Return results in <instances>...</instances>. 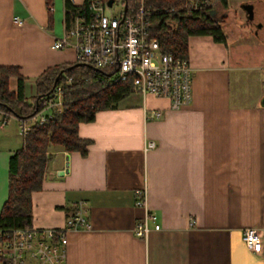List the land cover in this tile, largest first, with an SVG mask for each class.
Returning <instances> with one entry per match:
<instances>
[{"label": "crops", "instance_id": "obj_1", "mask_svg": "<svg viewBox=\"0 0 264 264\" xmlns=\"http://www.w3.org/2000/svg\"><path fill=\"white\" fill-rule=\"evenodd\" d=\"M257 3V28H263L264 0ZM63 5L52 0L47 9L43 0H0V66L17 67L27 102L43 69L74 62L72 48L50 47L61 34ZM225 14L223 42L187 37L188 105L172 110L163 98L133 91L115 108L77 124V136L89 141L84 156L49 147L41 187L30 194L31 225L59 228L78 204L89 224L66 231L64 264H264V75L261 82L255 78L257 70L264 73V60H257L264 58V34L251 49L245 33L238 40L227 7ZM225 30L236 45L227 42ZM8 87L15 89V78ZM152 109L161 116L145 119L144 110ZM6 114L0 126V207L7 160L23 136L20 118ZM9 118L11 131L4 130ZM147 141L153 143L149 149ZM139 188L144 207L134 203ZM146 212L158 229L137 237L132 228ZM247 227L258 233V252L241 241Z\"/></svg>", "mask_w": 264, "mask_h": 264}, {"label": "built area", "instance_id": "obj_2", "mask_svg": "<svg viewBox=\"0 0 264 264\" xmlns=\"http://www.w3.org/2000/svg\"><path fill=\"white\" fill-rule=\"evenodd\" d=\"M106 1L89 0L86 15L74 11L64 16L61 34L51 42L50 47L72 48L75 62L95 68H111L113 80H130L132 92L142 97L163 98L169 109L177 110L188 105L191 97L190 66L187 59L163 52L156 38L149 36L144 0H131L132 4L128 6L124 0H117L114 9V0L110 5ZM208 2L189 0L188 3L196 8ZM13 21L21 25V21ZM59 91L60 86L54 83L39 109L29 117L20 118L23 134L33 123L43 124L60 111L62 99ZM6 116L0 110V126ZM143 116L145 119H157L161 112L144 110ZM152 146L153 143L147 141L144 148ZM134 195L135 205L144 207V188L135 189ZM154 219L153 214L146 212L142 221L134 224V235L143 238L150 229H158ZM148 220L152 226L148 225ZM88 227L85 210L80 204L66 216L59 228H41L31 224L28 227H0V264H64L66 231ZM240 238L249 251L258 252L261 249L255 229H242Z\"/></svg>", "mask_w": 264, "mask_h": 264}, {"label": "trees", "instance_id": "obj_3", "mask_svg": "<svg viewBox=\"0 0 264 264\" xmlns=\"http://www.w3.org/2000/svg\"><path fill=\"white\" fill-rule=\"evenodd\" d=\"M48 9L52 0H43ZM128 5L131 0H124ZM89 0L79 6L63 0V14L86 15ZM189 0H144L147 31L156 38L160 49L173 57L186 59L187 37L207 35L223 42L221 24L226 17V0L208 2L193 8ZM219 8L221 11L217 15ZM213 10V11H212ZM212 11V12H211ZM15 78V89L8 87ZM60 86V111L43 124L33 123L22 136L19 148L7 160L6 198L0 207V227H28L31 224L30 194L41 187L43 172L51 154L50 146L86 154L87 139L77 136V124L90 122L97 111L113 109L117 102L132 92L130 80L115 81L111 68H95L79 62L48 66L34 79L35 95L27 102L23 96V77L15 66H0V110L18 118L34 114L52 85Z\"/></svg>", "mask_w": 264, "mask_h": 264}, {"label": "rangeland", "instance_id": "obj_4", "mask_svg": "<svg viewBox=\"0 0 264 264\" xmlns=\"http://www.w3.org/2000/svg\"><path fill=\"white\" fill-rule=\"evenodd\" d=\"M210 1H215V0H210ZM226 1H227V10L229 11L228 22H231V25L232 26L234 25L237 28L238 40L242 39L243 38L242 35H243V33H245L246 34L245 40L248 42V44H250V48L253 49L254 44H257V43L259 44L260 42L258 41V39L262 38V36L264 34V27L263 28H260V27L257 28V25L258 24L260 25V22H258V20H257V17H258L257 9L259 8V4L257 3V0H226ZM243 3H250L253 6L252 18L250 20L246 19L244 11L240 7V5ZM117 4H118L117 0H114V3L112 5V9H114V7ZM216 9L218 10V12H217V15H218L221 10L217 7H216ZM224 33H227L226 38H227V42L230 45L231 44L236 45V43H238V41L231 38V35L228 33V30H225ZM231 33H232V35L234 34L233 28H231ZM259 52L262 55L264 53V49H262V51H259ZM244 53L246 55V52H244ZM257 55L258 54L254 53V54H250L248 56L249 57L254 56V59H256ZM263 56L264 55H262L260 57H263ZM257 60L261 62V60H264V58H259ZM255 73H256L255 78L261 82V79H262V76L264 75V73L261 70H257ZM263 87H264V85H263ZM13 122L14 121L12 120V118H9L8 123L6 124L4 130H7L9 128V130L11 131V129H12L11 126H13L12 125ZM14 127H15V125H14Z\"/></svg>", "mask_w": 264, "mask_h": 264}, {"label": "water", "instance_id": "obj_5", "mask_svg": "<svg viewBox=\"0 0 264 264\" xmlns=\"http://www.w3.org/2000/svg\"><path fill=\"white\" fill-rule=\"evenodd\" d=\"M111 2H112V0H107L106 1V4L107 5H110ZM240 7L243 9L246 19L247 20H250L252 18V4H250V3H243V4L240 5ZM124 9H125V4L123 5V10ZM257 26H259V24ZM259 105L260 106H264V96H262L260 98ZM58 174H61V171L58 172Z\"/></svg>", "mask_w": 264, "mask_h": 264}]
</instances>
